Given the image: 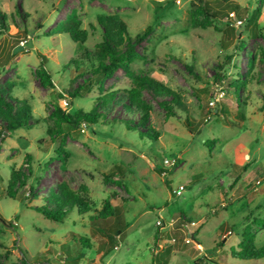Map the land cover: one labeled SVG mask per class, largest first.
Segmentation results:
<instances>
[{
  "label": "rangeland",
  "instance_id": "rangeland-1",
  "mask_svg": "<svg viewBox=\"0 0 264 264\" xmlns=\"http://www.w3.org/2000/svg\"><path fill=\"white\" fill-rule=\"evenodd\" d=\"M208 1L229 20L205 25L200 17L193 26L197 0H0L6 16L0 17V86L13 84L11 96L26 99L39 120L14 132H2L0 122V264H264L232 256L247 225L256 245H264V18L254 17L260 0H228L239 5L236 12L222 0ZM72 12L89 33L90 49L102 40L98 16L118 14L131 38L152 27L135 46L142 57L131 69L179 93L188 108L168 118L159 99L143 92L158 140L113 122L126 117L120 104L107 123H86L84 130V122L56 125L50 116L56 105L67 113L90 112L100 96L135 86L123 69L101 90L83 86L92 69L73 61L80 44L52 33ZM42 63L54 87L36 77ZM217 74L226 76L223 91ZM234 80L245 82L239 98L226 92ZM59 150L68 154L66 162ZM166 159L177 167L169 172ZM12 169L27 178L19 194L27 197L35 186L24 204L6 196ZM59 183L88 188L94 210H74L61 223L45 218L35 206ZM108 204L120 208L122 223L94 220ZM256 220L263 223L252 224ZM80 238L89 245L81 246Z\"/></svg>",
  "mask_w": 264,
  "mask_h": 264
},
{
  "label": "trees",
  "instance_id": "trees-1",
  "mask_svg": "<svg viewBox=\"0 0 264 264\" xmlns=\"http://www.w3.org/2000/svg\"><path fill=\"white\" fill-rule=\"evenodd\" d=\"M197 1L199 4L193 3L192 9L190 10L193 26L200 24V17H203L205 20V25L217 18L229 20L230 14L215 9L210 1ZM222 2H226V7L233 12H236V8L239 7L236 2H230L228 0H222ZM253 16L251 19H253ZM0 17L4 20L6 16L0 11ZM254 17L264 18V0H260ZM251 19H248V22ZM97 21L102 28V40L96 45L95 49H90L85 45L88 41L89 33L82 28V22L75 12H72L64 21L60 22L53 29L52 33L53 35L67 34L73 42L80 44L78 58L73 61L76 64L85 61L91 66V79L88 77V81L86 80L83 85L86 89H90L91 85L95 84L101 90L104 83L109 78H112L119 69H123L126 74L134 79L135 86L131 90L111 92L100 96L97 104L90 112L79 110L74 114L67 113L56 105L50 116L54 118L58 127L62 125L78 127L82 122L89 125H99L105 122L107 123V115L113 111V106L120 104L123 106L126 117L112 120L113 122L119 121L123 123L124 127L129 131H138L141 138L148 137L152 140H158L159 134L150 125L152 110L143 99V92L146 91L154 98L159 99L158 105L165 111V115L168 118L175 117L177 110L183 109L187 112L188 108L184 102V98L179 93L149 76H139L131 69L133 62L142 57L136 51L135 46L146 39L152 31V27L148 26L142 33L131 38L128 35L127 23L118 14L98 16ZM233 35L236 38L239 37V34L235 30H233ZM45 61H47L46 58ZM250 64L253 65L254 61L251 60ZM35 75L42 86L46 88L54 87L52 74L45 68L44 63L36 70ZM238 77H240L239 74ZM225 80V75L217 74L216 81L221 85L222 91ZM244 83V80H234L228 84L226 92L232 89L235 96L239 98V93ZM13 87L14 85L11 83L0 86V122L3 126L2 132L4 130L14 132L19 129L30 128L39 122L34 117L32 108L26 99L20 100L11 96ZM75 93H71L70 97H73ZM223 119L227 120L225 116H223ZM227 124L230 125L228 120ZM191 126L192 121L187 116V127L191 128ZM2 132H0V137ZM49 136H52L51 131H49ZM57 155L62 162H66L68 154L64 150H59ZM177 163L176 161L173 167H177ZM173 167L169 168V172L173 170ZM158 170L160 173L163 171L162 169ZM27 185L25 175L20 170L12 169L11 177L6 187V196L13 200H19L24 204L26 200H31L36 192L35 186L30 185L27 197L19 194V188H25ZM42 202L43 204L41 206H35V209L48 220L57 223L63 222L68 214L74 210L80 215H87L94 210V204L88 194V188L84 187L81 191H74L67 183H59L51 188L49 194L43 198ZM107 209L109 210L107 213L100 214L94 220H104L107 224L110 222V217H112L114 218V224L123 222V216L119 212V207L109 205ZM0 221H2L1 218ZM259 223L263 222L257 220L252 222V224L256 225ZM121 233L116 234L117 237H120ZM242 236L243 241L239 244V251L232 250V256L245 260L264 259V245L260 247L256 245L255 235L251 225L246 226ZM77 241L81 246L85 247L89 245L88 239L86 238H80Z\"/></svg>",
  "mask_w": 264,
  "mask_h": 264
},
{
  "label": "built area",
  "instance_id": "built-area-1",
  "mask_svg": "<svg viewBox=\"0 0 264 264\" xmlns=\"http://www.w3.org/2000/svg\"><path fill=\"white\" fill-rule=\"evenodd\" d=\"M82 126H83V130H84V128H86V126H87V124L84 122V123H82ZM175 160H169V159H166L165 161H164V163H163V165H164V168L165 169H169V168H171V167H173L174 166V164H175ZM168 174H167V171L166 170H163L162 171V173H161V176L162 177H166ZM182 193V189H178V190H175L174 191V194L175 195H180Z\"/></svg>",
  "mask_w": 264,
  "mask_h": 264
},
{
  "label": "water",
  "instance_id": "water-1",
  "mask_svg": "<svg viewBox=\"0 0 264 264\" xmlns=\"http://www.w3.org/2000/svg\"><path fill=\"white\" fill-rule=\"evenodd\" d=\"M21 48H22L21 45L17 46V47L14 49V53L18 52Z\"/></svg>",
  "mask_w": 264,
  "mask_h": 264
}]
</instances>
